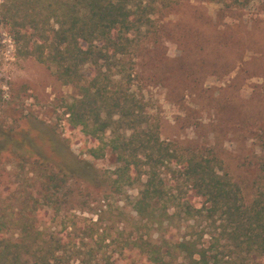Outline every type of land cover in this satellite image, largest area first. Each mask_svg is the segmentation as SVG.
<instances>
[{
    "label": "trees",
    "instance_id": "16d2710c",
    "mask_svg": "<svg viewBox=\"0 0 264 264\" xmlns=\"http://www.w3.org/2000/svg\"><path fill=\"white\" fill-rule=\"evenodd\" d=\"M9 1L5 10L17 0ZM168 1L16 2L19 8L9 23L21 54L33 56L77 89L63 114L68 126L89 139L80 153L112 157L110 174L101 180L104 192L97 203L102 204L78 201L73 209L98 207L99 220L107 196L136 185L137 193L122 196L133 214H125L132 221L128 228L125 220L112 233L77 229L61 212L73 207L67 204L75 197L72 180L91 184L95 170L71 156L60 139L51 146L73 164L61 158L49 164L53 149H40L21 128L18 137H9L15 148L10 155L17 165H28V178L37 184L13 217L0 212V264H264V155L247 196L214 157L160 139L131 90L122 60L136 49L133 37L148 23L155 4ZM6 141L0 136V148ZM26 148L34 153L20 151ZM47 212L65 227L61 232L42 227ZM10 225L17 231L10 232ZM81 242L88 246L85 251Z\"/></svg>",
    "mask_w": 264,
    "mask_h": 264
},
{
    "label": "rangeland",
    "instance_id": "374dc122",
    "mask_svg": "<svg viewBox=\"0 0 264 264\" xmlns=\"http://www.w3.org/2000/svg\"><path fill=\"white\" fill-rule=\"evenodd\" d=\"M16 2L5 10L10 1L0 0V136L7 138L0 148V212L13 217L37 184V179L28 178V165H17L10 155L15 148L9 137H18L24 128L40 149H53L49 164L59 158L73 164L51 146L60 139L71 156L93 167L96 179L91 184L71 182L75 197L67 204L73 206L68 212L72 216L61 213L72 218L77 229L90 226L112 233L130 212L122 196L133 198L137 185L107 196L97 219L95 212L102 204L97 200L105 185L101 180L110 174L112 157L95 159L80 153L79 147L89 145V139L68 126L63 114L77 89L63 84L33 56L21 54L9 23L13 9L19 8ZM168 2L155 4L148 23L133 37L136 49L122 60L131 74V90L160 139L179 150L214 157L249 196L264 155V0ZM20 151L34 153L28 148ZM78 201L98 207L91 212L73 209ZM58 220L47 212L42 227L61 232L65 227ZM126 223L128 228L132 221ZM12 227L10 232H16ZM82 242L80 250L85 251L88 246Z\"/></svg>",
    "mask_w": 264,
    "mask_h": 264
}]
</instances>
